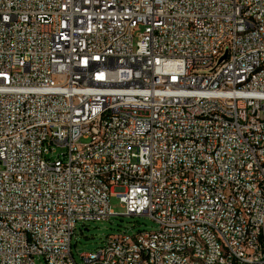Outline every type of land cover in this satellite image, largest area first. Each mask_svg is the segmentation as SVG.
Wrapping results in <instances>:
<instances>
[{
    "label": "built area",
    "instance_id": "built-area-1",
    "mask_svg": "<svg viewBox=\"0 0 264 264\" xmlns=\"http://www.w3.org/2000/svg\"><path fill=\"white\" fill-rule=\"evenodd\" d=\"M112 196L157 229L78 262ZM37 256L264 264V0H0V264Z\"/></svg>",
    "mask_w": 264,
    "mask_h": 264
},
{
    "label": "rangeland",
    "instance_id": "rangeland-1",
    "mask_svg": "<svg viewBox=\"0 0 264 264\" xmlns=\"http://www.w3.org/2000/svg\"><path fill=\"white\" fill-rule=\"evenodd\" d=\"M82 139V142H86ZM59 152V150L57 151ZM54 153L53 156H56ZM112 210L118 215H113L107 220L79 222L72 238V252L78 262L80 253L93 251L101 246L109 234L126 232L129 235L137 234L139 231H153L157 229V223L147 215H125V208L117 196L110 200ZM36 264H47L43 257H36Z\"/></svg>",
    "mask_w": 264,
    "mask_h": 264
},
{
    "label": "bare ground",
    "instance_id": "bare-ground-1",
    "mask_svg": "<svg viewBox=\"0 0 264 264\" xmlns=\"http://www.w3.org/2000/svg\"><path fill=\"white\" fill-rule=\"evenodd\" d=\"M74 82H81V75H74ZM151 83H161V76H151ZM238 85H247V78H238ZM165 256L175 255V246L164 247ZM87 264H101V258L87 259ZM110 264H125L124 261L111 262Z\"/></svg>",
    "mask_w": 264,
    "mask_h": 264
},
{
    "label": "water",
    "instance_id": "water-1",
    "mask_svg": "<svg viewBox=\"0 0 264 264\" xmlns=\"http://www.w3.org/2000/svg\"><path fill=\"white\" fill-rule=\"evenodd\" d=\"M225 59V58H224Z\"/></svg>",
    "mask_w": 264,
    "mask_h": 264
}]
</instances>
